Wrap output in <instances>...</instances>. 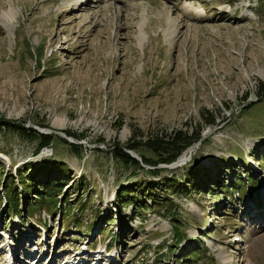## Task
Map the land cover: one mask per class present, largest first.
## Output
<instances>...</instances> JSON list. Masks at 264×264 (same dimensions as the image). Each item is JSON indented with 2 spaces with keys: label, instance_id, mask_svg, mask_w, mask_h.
I'll return each mask as SVG.
<instances>
[{
  "label": "rangeland",
  "instance_id": "rangeland-1",
  "mask_svg": "<svg viewBox=\"0 0 264 264\" xmlns=\"http://www.w3.org/2000/svg\"><path fill=\"white\" fill-rule=\"evenodd\" d=\"M263 84L264 0H0V119L57 137L33 156L36 142L0 129V162L14 174L53 158L69 173L50 180L70 179L53 215L39 209L21 224L2 205L0 264H264ZM197 130L184 162L157 168L165 178L218 173L215 191L207 182L204 192L167 193L173 218L115 210L118 189L141 182L145 195L157 179L142 162H115L110 146ZM236 176L249 193L260 184L258 195H232ZM81 197L91 200L82 214Z\"/></svg>",
  "mask_w": 264,
  "mask_h": 264
},
{
  "label": "trees",
  "instance_id": "trees-1",
  "mask_svg": "<svg viewBox=\"0 0 264 264\" xmlns=\"http://www.w3.org/2000/svg\"><path fill=\"white\" fill-rule=\"evenodd\" d=\"M259 94L264 95V84L262 85V89ZM208 124H211V122ZM38 127L44 129L46 128L43 125H38ZM0 129H2L3 132L9 131L18 135L21 140L36 142L37 145L33 152V156H37L45 148H50L52 145H54L53 143L57 138L53 134L39 133L32 127L26 128L25 122H16L2 118L0 119ZM64 134L76 141H80V139H82L80 135L71 133L69 131H65ZM200 140L201 134L199 130H197L188 136L178 132L173 137H146V140L143 143L141 141L133 142V139H130L124 146L118 145L113 146V148L110 146L109 153L111 154V159H113L115 162L121 163L126 168L133 167L141 170L142 168L138 161L130 157L129 154H126V151H132L136 153L139 158H141V162L144 166L154 168L151 174L153 175V178L157 179V181L145 182V195L136 194L137 190H140L141 188L139 185L141 182L138 184H130V187H133L131 191L126 189L127 186H123L118 189L115 195V210L117 209V211L120 213L121 208L130 205L132 207V214H135L136 217H139L142 215L143 211H146L152 207L153 210L157 212H168L170 218H173L175 213L172 210L167 211L168 208L171 209L169 204L166 203L169 202L167 193L173 192L174 194L183 196L188 195L191 191L204 192L206 189L205 184L207 182H210V191L208 190V193L210 194L212 191H215L216 188L213 189V186L220 185L222 183L218 173H215V176L212 174L211 177V173L207 174L206 172H201L202 170H200L198 167H192L185 168L180 175L172 174L170 178H165L161 176L160 173L166 170L157 168L160 163L165 165L174 163L183 151ZM64 143L72 149V152H76V154H78V150L81 151L80 145H73L66 141H64ZM142 146L145 148V150L151 152L153 156L155 155V157L158 159L154 160L151 157H145L141 155L138 150ZM263 160L264 158L262 157L259 161L263 162ZM12 171L13 166H11L8 171H6L4 164L0 162V209L4 204L2 212H6L7 216L16 217L21 224H24L26 222L25 219L28 220L33 217V213L39 209L45 210L47 215H53L55 213L56 207L57 209L62 207L58 199L63 196L62 185L64 183L68 185L70 179L62 180L59 178L57 180H50V177L56 171L61 174L62 178L67 177L69 170L66 165L59 163L56 159L51 158L41 163H26L22 169L17 168L14 174H12ZM246 182L247 181L241 180L239 176H236L233 180H231L232 195L235 192L236 194H241L239 195V198L242 200L246 194L251 195V193L254 192L256 195L259 193L260 184L252 183V189L249 193V191L246 189ZM224 189L228 190L227 187ZM82 195V197L87 195L84 189L82 190ZM82 197L77 202L80 214L85 211L86 206L91 201L90 197H88V199L82 202ZM145 197H150L152 199L151 204L145 203V200L143 199ZM23 205L25 206V212L22 210ZM63 205L65 216H67L66 214H68L70 211L71 203L69 200H64ZM112 213H114L112 210H108L106 217L112 215ZM73 215L74 214H72V216ZM126 218V216H121L120 221H122V224H126ZM111 221H113V219L109 222ZM75 222L80 223L79 220H75ZM175 237L178 238V240L180 239L178 235ZM110 242L117 243V240L112 241L111 239Z\"/></svg>",
  "mask_w": 264,
  "mask_h": 264
},
{
  "label": "bare ground",
  "instance_id": "bare-ground-1",
  "mask_svg": "<svg viewBox=\"0 0 264 264\" xmlns=\"http://www.w3.org/2000/svg\"><path fill=\"white\" fill-rule=\"evenodd\" d=\"M55 126H57V127H62L63 125H64V123L63 122H60V121H55L54 123H53ZM48 131H50V130H48ZM48 134H50V133H48ZM189 153H191L190 152V150H187L185 153H183V155H181V157L179 158V160H178V163H180V162H184L183 161V157H184V155L185 154H189ZM106 230H104V232H105ZM102 234V233H101ZM107 234V233H106ZM108 235V234H107ZM109 236V235H108ZM114 237V236H113ZM108 238V237H107ZM109 238H110V236H109ZM105 239V238H104ZM111 239V238H110ZM108 240V239H107ZM95 241V240H94ZM102 241V240H101ZM100 241V242H101ZM104 242V241H103ZM88 252H90V251H88ZM85 255V254H84ZM91 255V254H90ZM99 257V256H98ZM99 261V259H97L96 257L94 258L93 257V260H90V259H87L86 260V263H83V262H81V264H95L96 262H98ZM77 264H80L79 262L77 263Z\"/></svg>",
  "mask_w": 264,
  "mask_h": 264
},
{
  "label": "water",
  "instance_id": "water-1",
  "mask_svg": "<svg viewBox=\"0 0 264 264\" xmlns=\"http://www.w3.org/2000/svg\"><path fill=\"white\" fill-rule=\"evenodd\" d=\"M36 131H38L39 133H43V134H48V133H52L51 131H48V130H45V129H37V128H34ZM126 154H129L133 159H135L136 161L138 162H141V158H139L137 155L133 154V153H130L128 151H126ZM177 162L174 163V166L176 167Z\"/></svg>",
  "mask_w": 264,
  "mask_h": 264
}]
</instances>
